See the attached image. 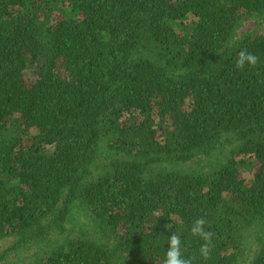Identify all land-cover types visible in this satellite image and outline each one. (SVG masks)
Returning a JSON list of instances; mask_svg holds the SVG:
<instances>
[{"label": "trees", "instance_id": "16d2710c", "mask_svg": "<svg viewBox=\"0 0 264 264\" xmlns=\"http://www.w3.org/2000/svg\"><path fill=\"white\" fill-rule=\"evenodd\" d=\"M172 232L264 264V0H0V264H162Z\"/></svg>", "mask_w": 264, "mask_h": 264}, {"label": "clouds", "instance_id": "9594fccd", "mask_svg": "<svg viewBox=\"0 0 264 264\" xmlns=\"http://www.w3.org/2000/svg\"><path fill=\"white\" fill-rule=\"evenodd\" d=\"M259 62L260 58L256 54L242 48L237 53L235 67L238 70H243L246 66L256 67ZM206 225H208V221L204 217H200L192 222L190 228L191 234L203 241L199 248V254L204 259H207L211 253L214 237L210 226L206 227ZM195 259V256L185 257L183 255L181 233H170L162 264H193Z\"/></svg>", "mask_w": 264, "mask_h": 264}, {"label": "rangeland", "instance_id": "374dc122", "mask_svg": "<svg viewBox=\"0 0 264 264\" xmlns=\"http://www.w3.org/2000/svg\"><path fill=\"white\" fill-rule=\"evenodd\" d=\"M59 11L55 12V16L59 15ZM189 24V23H188ZM179 29H182L184 32H188L189 28L185 25V24H178L176 26ZM249 26H247L246 28H248ZM179 29H177V31L181 32ZM24 77L26 79L27 82H31L35 79V75H34V71L32 68H28L27 70H25L24 72ZM252 170H253V166H247L244 169V176L246 179H250L251 178V174H252ZM6 241L8 240H0V250H2V248L4 247V245L6 244Z\"/></svg>", "mask_w": 264, "mask_h": 264}]
</instances>
